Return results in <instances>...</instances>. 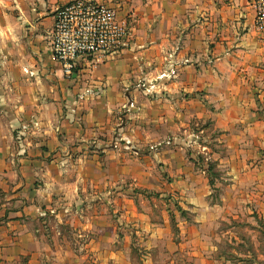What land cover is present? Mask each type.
Returning <instances> with one entry per match:
<instances>
[{
	"label": "crops",
	"instance_id": "crops-1",
	"mask_svg": "<svg viewBox=\"0 0 264 264\" xmlns=\"http://www.w3.org/2000/svg\"><path fill=\"white\" fill-rule=\"evenodd\" d=\"M68 1L0 0V264H264L251 1L99 0L125 42L69 78Z\"/></svg>",
	"mask_w": 264,
	"mask_h": 264
},
{
	"label": "built area",
	"instance_id": "built-area-1",
	"mask_svg": "<svg viewBox=\"0 0 264 264\" xmlns=\"http://www.w3.org/2000/svg\"><path fill=\"white\" fill-rule=\"evenodd\" d=\"M254 27L264 33V0H250ZM49 33L51 57L64 76H74L81 61L88 67L101 55L112 54L127 36V24L116 10L99 0H70L54 10ZM198 135H194L197 140ZM204 150V147H200Z\"/></svg>",
	"mask_w": 264,
	"mask_h": 264
}]
</instances>
